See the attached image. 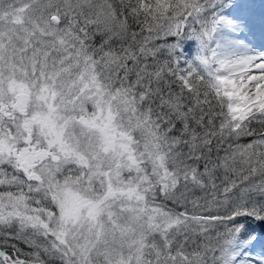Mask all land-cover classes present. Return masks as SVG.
<instances>
[{
  "label": "snow or ice",
  "instance_id": "snow-or-ice-1",
  "mask_svg": "<svg viewBox=\"0 0 264 264\" xmlns=\"http://www.w3.org/2000/svg\"><path fill=\"white\" fill-rule=\"evenodd\" d=\"M0 264H264L240 0H0Z\"/></svg>",
  "mask_w": 264,
  "mask_h": 264
},
{
  "label": "bare ground",
  "instance_id": "bare-ground-1",
  "mask_svg": "<svg viewBox=\"0 0 264 264\" xmlns=\"http://www.w3.org/2000/svg\"><path fill=\"white\" fill-rule=\"evenodd\" d=\"M240 5L243 14L253 23L256 37L258 39L261 31L264 30V9L259 10L255 6H251L252 4L250 2H240ZM255 11L256 13L250 16L251 13H254Z\"/></svg>",
  "mask_w": 264,
  "mask_h": 264
},
{
  "label": "rangeland",
  "instance_id": "rangeland-1",
  "mask_svg": "<svg viewBox=\"0 0 264 264\" xmlns=\"http://www.w3.org/2000/svg\"><path fill=\"white\" fill-rule=\"evenodd\" d=\"M240 2H242V3L250 2L252 4L251 6H255L259 10L264 9V0H240ZM256 11L254 13H251L250 16L254 15L256 13Z\"/></svg>",
  "mask_w": 264,
  "mask_h": 264
}]
</instances>
